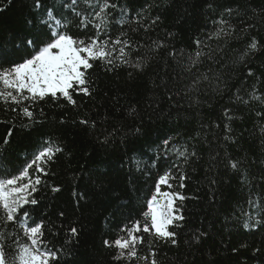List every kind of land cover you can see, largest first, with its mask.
<instances>
[{
	"label": "trees",
	"instance_id": "1",
	"mask_svg": "<svg viewBox=\"0 0 264 264\" xmlns=\"http://www.w3.org/2000/svg\"><path fill=\"white\" fill-rule=\"evenodd\" d=\"M102 2L79 0L76 16L61 7L65 0H41V8L35 0H0V69L31 52L26 41L47 32L49 8L52 23L67 17L74 38L96 35L99 21L85 29L80 19L91 20ZM108 2L117 7L105 10L109 26L99 35L129 40V64L92 61L90 93L70 90L74 104L59 93L18 105L0 100V179L18 175L46 145L61 149L46 174L30 169L42 182L32 193L37 203L25 206L29 217L0 222L9 259L30 243L23 229L35 221L41 249L55 254L50 264H264V0ZM198 49L205 55L189 72ZM201 73L209 79L190 90ZM179 151L195 155L185 163ZM165 173L173 187L161 191L185 197L176 201L184 219L169 226L175 236L167 240L143 232L147 201ZM137 221L142 259L117 258L114 241Z\"/></svg>",
	"mask_w": 264,
	"mask_h": 264
},
{
	"label": "snow or ice",
	"instance_id": "2",
	"mask_svg": "<svg viewBox=\"0 0 264 264\" xmlns=\"http://www.w3.org/2000/svg\"><path fill=\"white\" fill-rule=\"evenodd\" d=\"M79 0H70V3L65 0L61 7L68 8L80 16V12L76 11L75 6ZM85 3L90 4L91 0H85ZM35 7L41 8V0H35ZM109 7L116 8V4H109L108 0H103L99 5V11H96L91 20L86 18L80 19V26L87 28L92 24L93 20H98V23L93 24L97 34L90 36L87 40L74 38L66 31L67 17L64 20L54 18V10L49 8L47 14L49 20L42 21L47 27V32L43 33L36 39H28L26 41L27 47L31 49L20 62H14L11 67L0 69V100L5 103L20 104L24 100L36 102L43 100L50 95L53 98L57 97L59 93L67 98L69 102L75 103L70 94V90L83 92L85 95L90 93V81L87 76V70L93 67L92 61L100 60L106 64L114 65L115 60H119L122 64H129L127 59L129 53L126 49L133 47L127 39L117 37L111 40L105 32V38L101 39L99 33L104 31L109 26L108 14L106 9ZM228 11H231L230 9ZM221 24L226 21L221 20ZM62 25L63 29L62 30ZM220 31H224L223 28ZM229 34L230 33H226ZM121 35H124L123 33ZM200 45V41H196ZM110 45L112 46L110 49ZM119 45V55L114 57L116 51L115 46ZM162 47V45H156ZM249 48L255 50L257 43L253 40ZM205 53L202 50H197L195 56H189V63L186 70L191 72L192 67L199 65L201 57ZM114 57V58H113ZM209 55V59H211ZM135 68H141L143 65L136 62L132 65ZM211 71V70H210ZM208 80V76L203 73L197 77L190 90H198L197 86L200 80ZM240 102L247 101L237 97ZM16 111V108L11 109ZM22 113L31 118L32 112L27 107L21 109ZM225 117L231 120L232 117L228 110H224ZM86 123V121H81ZM225 130L231 131L230 126L225 124ZM228 139V137H225ZM164 145L169 144V140H165ZM175 146H173V149ZM59 147L46 145L43 147L31 162L27 163L18 175L7 174L5 178L0 179V210L3 215L0 216V222L14 223L21 219V215L25 218L29 217V212L25 209L26 205H35L37 200L32 198V193L37 191V186L41 184L40 175L34 177L30 175V169L35 167V172L39 174H46L44 165L53 160L56 153L60 152ZM178 156L185 158L187 163L188 155H195V153H186V151H179ZM228 164L233 170H238L240 167L239 161L229 159ZM10 177V178H9ZM170 173L161 175L156 182L155 191L151 198L147 201V212L144 213L146 222L143 225V232L152 234L158 239H170L175 236L173 231L169 230V226L174 225L176 221L183 220L184 217L179 214V208L176 206V201H183L185 197L180 193L171 191H161V186L166 185L172 188L173 185L169 183ZM186 177L183 173L180 175V180L183 181ZM26 180V182H25ZM180 187H184L181 183ZM53 191H59L58 188H53ZM150 220V227L148 221ZM34 225V226H33ZM245 227H248L246 224ZM24 233L30 241L29 244H20L18 254L9 259L7 249L11 246L0 243V264H50L51 260L55 259V254L41 249L43 244L42 226L35 221L32 225L25 227ZM141 231L139 221L133 224L130 230H127V238H118L114 241V245L119 249L118 257L120 259H127L132 261L134 259H142L137 253V244L143 242L141 236L136 235ZM72 235L77 233L75 227L70 229ZM203 235V234H201ZM4 234L0 233V239H3ZM173 244L176 243L172 239ZM13 243H16L13 239ZM107 243V241L105 242ZM126 250V251H125ZM155 255L154 253L152 254ZM151 264H158L155 259H152Z\"/></svg>",
	"mask_w": 264,
	"mask_h": 264
},
{
	"label": "rangeland",
	"instance_id": "3",
	"mask_svg": "<svg viewBox=\"0 0 264 264\" xmlns=\"http://www.w3.org/2000/svg\"><path fill=\"white\" fill-rule=\"evenodd\" d=\"M166 191H169V190H166Z\"/></svg>",
	"mask_w": 264,
	"mask_h": 264
}]
</instances>
